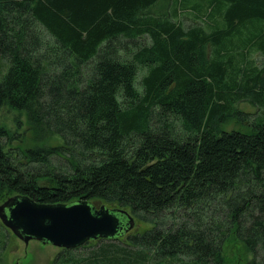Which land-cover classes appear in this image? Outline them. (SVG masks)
Here are the masks:
<instances>
[{
	"label": "trees",
	"instance_id": "trees-1",
	"mask_svg": "<svg viewBox=\"0 0 264 264\" xmlns=\"http://www.w3.org/2000/svg\"><path fill=\"white\" fill-rule=\"evenodd\" d=\"M161 1L0 0V204L134 220L53 264H264V0Z\"/></svg>",
	"mask_w": 264,
	"mask_h": 264
},
{
	"label": "water",
	"instance_id": "water-1",
	"mask_svg": "<svg viewBox=\"0 0 264 264\" xmlns=\"http://www.w3.org/2000/svg\"><path fill=\"white\" fill-rule=\"evenodd\" d=\"M105 206L96 208L86 200L73 205L39 203L18 195L0 204V220L16 237L28 245L35 240L59 249H76L91 240L110 239L122 231L120 214Z\"/></svg>",
	"mask_w": 264,
	"mask_h": 264
},
{
	"label": "rangeland",
	"instance_id": "rangeland-1",
	"mask_svg": "<svg viewBox=\"0 0 264 264\" xmlns=\"http://www.w3.org/2000/svg\"><path fill=\"white\" fill-rule=\"evenodd\" d=\"M168 1L169 0L161 1L156 10H159L161 7L164 8ZM257 59L258 62L261 61V58ZM6 70L7 65L2 64L0 72ZM244 109L249 112H255V109L247 105L244 106ZM228 127L229 130L240 128V126L235 123H230ZM33 144V137L29 135L26 140V145L31 146ZM9 234V243L0 257V264H53L57 254L60 252L59 248H56L51 244H43L35 240L26 245L11 231Z\"/></svg>",
	"mask_w": 264,
	"mask_h": 264
},
{
	"label": "flooded vegetation",
	"instance_id": "flooded-vegetation-1",
	"mask_svg": "<svg viewBox=\"0 0 264 264\" xmlns=\"http://www.w3.org/2000/svg\"><path fill=\"white\" fill-rule=\"evenodd\" d=\"M42 243V242H41Z\"/></svg>",
	"mask_w": 264,
	"mask_h": 264
}]
</instances>
